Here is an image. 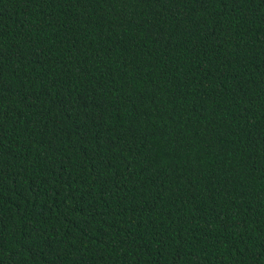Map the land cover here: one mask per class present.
<instances>
[{"label":"trees","instance_id":"obj_1","mask_svg":"<svg viewBox=\"0 0 264 264\" xmlns=\"http://www.w3.org/2000/svg\"><path fill=\"white\" fill-rule=\"evenodd\" d=\"M0 264H264V0H0Z\"/></svg>","mask_w":264,"mask_h":264}]
</instances>
